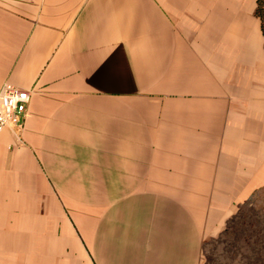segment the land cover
I'll return each mask as SVG.
<instances>
[{
    "label": "crops",
    "instance_id": "obj_1",
    "mask_svg": "<svg viewBox=\"0 0 264 264\" xmlns=\"http://www.w3.org/2000/svg\"><path fill=\"white\" fill-rule=\"evenodd\" d=\"M255 7L0 0V87L32 90L0 132V264H203L264 189Z\"/></svg>",
    "mask_w": 264,
    "mask_h": 264
},
{
    "label": "rangeland",
    "instance_id": "obj_2",
    "mask_svg": "<svg viewBox=\"0 0 264 264\" xmlns=\"http://www.w3.org/2000/svg\"><path fill=\"white\" fill-rule=\"evenodd\" d=\"M202 262L264 264V189L256 191L249 201L240 205L222 231L205 235Z\"/></svg>",
    "mask_w": 264,
    "mask_h": 264
},
{
    "label": "built area",
    "instance_id": "obj_3",
    "mask_svg": "<svg viewBox=\"0 0 264 264\" xmlns=\"http://www.w3.org/2000/svg\"><path fill=\"white\" fill-rule=\"evenodd\" d=\"M31 94V89H23L10 83L0 87V132L5 127L20 124Z\"/></svg>",
    "mask_w": 264,
    "mask_h": 264
},
{
    "label": "trees",
    "instance_id": "obj_4",
    "mask_svg": "<svg viewBox=\"0 0 264 264\" xmlns=\"http://www.w3.org/2000/svg\"><path fill=\"white\" fill-rule=\"evenodd\" d=\"M254 13L260 20L261 31L264 36V0H256V7Z\"/></svg>",
    "mask_w": 264,
    "mask_h": 264
}]
</instances>
